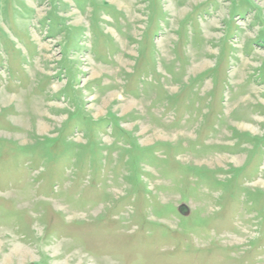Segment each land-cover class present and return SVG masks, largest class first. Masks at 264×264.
<instances>
[{
	"label": "rangeland",
	"instance_id": "374dc122",
	"mask_svg": "<svg viewBox=\"0 0 264 264\" xmlns=\"http://www.w3.org/2000/svg\"><path fill=\"white\" fill-rule=\"evenodd\" d=\"M0 264H264V0H0Z\"/></svg>",
	"mask_w": 264,
	"mask_h": 264
},
{
	"label": "water",
	"instance_id": "95a60500",
	"mask_svg": "<svg viewBox=\"0 0 264 264\" xmlns=\"http://www.w3.org/2000/svg\"><path fill=\"white\" fill-rule=\"evenodd\" d=\"M180 211H181L182 213H184V215H189V214H190V211H189V209H188V207H187L186 205H182V206L180 207Z\"/></svg>",
	"mask_w": 264,
	"mask_h": 264
},
{
	"label": "crops",
	"instance_id": "0c3cea01",
	"mask_svg": "<svg viewBox=\"0 0 264 264\" xmlns=\"http://www.w3.org/2000/svg\"><path fill=\"white\" fill-rule=\"evenodd\" d=\"M244 29V28H243ZM247 35V34H246Z\"/></svg>",
	"mask_w": 264,
	"mask_h": 264
}]
</instances>
